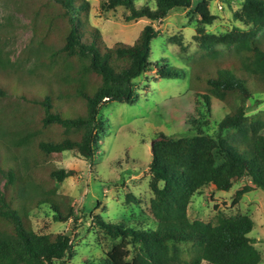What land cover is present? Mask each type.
<instances>
[{"label":"trees","instance_id":"obj_1","mask_svg":"<svg viewBox=\"0 0 264 264\" xmlns=\"http://www.w3.org/2000/svg\"><path fill=\"white\" fill-rule=\"evenodd\" d=\"M39 1L37 17L43 26L34 27V33L43 46L39 57L46 59L45 71L27 77L37 98H29L26 82L21 83L26 79L23 68L0 47V74L11 78L13 73L17 81L12 91L42 112L38 121L18 110L0 117V264H56L74 256L68 234H40L32 226L30 213L41 205L51 206L55 222L73 217L71 208L62 213L56 198L59 184L72 172L52 170L54 187L47 189L37 173L36 156L47 160L76 151L92 162L99 133L105 130L103 105L135 103L137 80L149 72L161 79L183 77V70L164 59L152 62L151 54L159 35L153 23L187 9L203 18L198 40L211 59L209 68L202 69L207 75L199 73L194 80L204 89L195 92L196 104L186 120L188 133L177 139L161 135L153 147L149 170L155 197L149 220L126 224L94 217L100 230L121 240L99 264H261L249 216L211 224L191 221L188 208L209 186L229 192L247 179L252 186L239 195L256 188L264 192V110L249 116L248 105L255 95L264 96V43L255 38L264 31V0H235L241 9L236 18L253 28L237 36L205 34L202 26L213 21L207 0H155L154 9L137 7L135 0H107L103 9L124 8L127 23L151 22L134 45L114 48L103 45L101 31L91 24L88 0ZM54 35L59 47L53 46ZM216 45H223L230 58L211 52ZM7 95L0 87V99ZM216 106L226 114L212 122ZM54 130L62 132L53 136Z\"/></svg>","mask_w":264,"mask_h":264},{"label":"rangeland","instance_id":"obj_2","mask_svg":"<svg viewBox=\"0 0 264 264\" xmlns=\"http://www.w3.org/2000/svg\"><path fill=\"white\" fill-rule=\"evenodd\" d=\"M90 22L101 31L103 45L114 48L122 44L132 46L139 39L144 27L151 22L146 19L127 23L129 12L124 8L105 11L107 0H88ZM137 7L149 5L155 8V0H135ZM207 0V8L213 19L211 25L202 26L206 35L250 34L252 27L236 18L240 6L235 0ZM39 0H0V47L11 62L20 65L26 75L29 98H37L35 87L30 86L27 77L45 71L41 59L39 36L34 27H42L37 17ZM203 18L194 11L174 10L160 23H153L159 31L152 42V62L162 59L175 68L184 71L177 79H161L155 72H149L137 80L136 101L133 104L111 102L101 108L105 130L99 133V148L92 162L82 158L76 151H68L63 156L44 160L37 155L39 178L46 182L47 189L54 187L50 172L65 169L72 175L59 184L56 198L60 210L67 214L73 209V217L67 222H55L54 211L49 205H41L30 213L32 226L40 234H68L72 239L74 256L56 264H99L102 258L120 239L113 238L96 224L94 217L105 222L137 224L148 221L150 206L155 197L151 188L152 173L149 164L153 147L163 135L177 139L188 133L186 120L196 104L195 92L203 90L194 76L205 70L210 56H205L198 40V28ZM57 36H53L54 41ZM264 43V31L255 36ZM54 45L59 47L58 40ZM219 51L223 59L230 58V52L223 45H216L211 52ZM44 60V61H43ZM209 60V61H208ZM204 69V71L202 70ZM31 72V73H30ZM208 72H211L209 70ZM33 75V76H34ZM50 75V74H49ZM0 74V87L7 90V96L0 99V117L3 114L25 112L27 118L38 121L42 118L39 108L28 105L20 94L12 90L17 78ZM48 77V76H47ZM51 77V76H50ZM32 78V77H30ZM32 80V79H31ZM32 85V84H31ZM257 101L261 103L258 104ZM249 116L264 110V96L255 95L248 103ZM211 121H219L226 112L215 107ZM54 130L52 135H60ZM252 186L247 180L237 182L229 192L217 191L214 186L196 194L189 205L188 217L191 221L216 224L221 218L247 215L254 221V231L250 237L255 240V248L262 255L264 264V192L260 189L239 195L245 187Z\"/></svg>","mask_w":264,"mask_h":264},{"label":"water","instance_id":"obj_3","mask_svg":"<svg viewBox=\"0 0 264 264\" xmlns=\"http://www.w3.org/2000/svg\"><path fill=\"white\" fill-rule=\"evenodd\" d=\"M151 147L153 148V143H152Z\"/></svg>","mask_w":264,"mask_h":264}]
</instances>
